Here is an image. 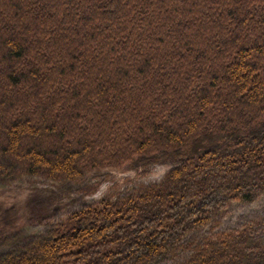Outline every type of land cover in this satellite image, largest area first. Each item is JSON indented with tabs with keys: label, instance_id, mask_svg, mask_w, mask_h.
<instances>
[{
	"label": "trees",
	"instance_id": "trees-1",
	"mask_svg": "<svg viewBox=\"0 0 264 264\" xmlns=\"http://www.w3.org/2000/svg\"><path fill=\"white\" fill-rule=\"evenodd\" d=\"M164 163L0 264H157L264 195V0H0V179ZM186 264H264V216Z\"/></svg>",
	"mask_w": 264,
	"mask_h": 264
},
{
	"label": "rangeland",
	"instance_id": "rangeland-1",
	"mask_svg": "<svg viewBox=\"0 0 264 264\" xmlns=\"http://www.w3.org/2000/svg\"><path fill=\"white\" fill-rule=\"evenodd\" d=\"M173 166L172 163L160 164L145 175L107 169L73 184H57L41 177L0 179V255L45 235L52 226L85 205L106 197H122L141 185L158 183ZM249 205H259L258 212L243 215ZM263 216L264 195L253 204L234 202L225 217L211 220L202 231L186 236L180 245L190 242L194 246L201 245L203 238L209 235L237 230L246 222ZM6 238L9 240L4 242ZM181 246L174 255H168L157 264H186L194 246L190 249Z\"/></svg>",
	"mask_w": 264,
	"mask_h": 264
},
{
	"label": "bare ground",
	"instance_id": "bare-ground-1",
	"mask_svg": "<svg viewBox=\"0 0 264 264\" xmlns=\"http://www.w3.org/2000/svg\"><path fill=\"white\" fill-rule=\"evenodd\" d=\"M160 172V170L158 171V173ZM158 175H160V173L158 174ZM259 205H249V207H247L246 208V211H244V213H243V215H246V214H249L250 212H255L256 210H257V212H258V210H259ZM240 215V214H239ZM210 223V222H209ZM209 223H208V225H209ZM207 225V226H208Z\"/></svg>",
	"mask_w": 264,
	"mask_h": 264
}]
</instances>
